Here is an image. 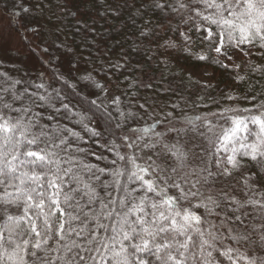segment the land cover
<instances>
[{"label":"snow or ice","instance_id":"6c2138e0","mask_svg":"<svg viewBox=\"0 0 264 264\" xmlns=\"http://www.w3.org/2000/svg\"><path fill=\"white\" fill-rule=\"evenodd\" d=\"M0 4V264H264V0ZM176 51L244 94L165 87Z\"/></svg>","mask_w":264,"mask_h":264},{"label":"trees","instance_id":"16d2710c","mask_svg":"<svg viewBox=\"0 0 264 264\" xmlns=\"http://www.w3.org/2000/svg\"><path fill=\"white\" fill-rule=\"evenodd\" d=\"M3 4H0V7H3ZM103 11V9H102ZM95 14V13H94ZM71 17H68V20H70ZM123 19V18H122ZM155 19V18H154ZM109 24H115L116 31H113L111 35L115 38V41L109 40L108 41V47H104L103 45L100 47L99 51H97V48L93 45L88 47L85 50V55H88V53H91V58L95 61L94 64L89 65V67H95L96 72L94 75L98 80L101 82H105L106 76L105 72H108L109 75H111V71L108 69V63L109 60L115 61L116 58L119 56L121 51L127 50V43H125V34L123 32V25L122 23H118L116 21L111 20V17L109 16L107 20L103 18L98 17V23L96 25L97 29L100 31H105L108 28ZM70 30V28H69ZM134 29L129 28L128 29V41L130 42L131 39L134 38L132 33H134ZM117 32H121L120 35H117ZM74 39L79 44L81 43V38L79 36H75ZM91 39V37H89ZM99 39V37H97ZM119 41L121 44L124 45L123 49L119 46H114L115 42ZM196 50V49H194ZM133 62L135 63L136 60L139 59V57L136 55V53H132ZM254 60L257 62H261L258 57H253ZM169 64L165 68L163 65H161L160 69L156 70V76L159 80L160 78V72L163 71L165 80H164V86L165 87H171L178 93L179 95L184 96L189 101L194 100L197 96H205L204 103H210V101L207 99L209 96L212 98H215L217 100H220L222 97V94L225 90V86L228 85L229 88L237 89L241 95L244 94V91L246 90V87H242L240 85H237L234 81L231 79L230 72L228 70H225L223 68H219L215 65L210 64H203L201 62L193 60L191 57L185 56L183 52L176 51L169 53ZM200 70H208L211 72L210 79L208 80L209 83L213 84L215 87L212 89H204L201 87L200 83H196L195 80H193L191 83L187 80V74L188 72H191L192 77L194 78V73L200 71ZM240 74H244V69L242 68L240 70ZM117 76L120 75V73H116ZM123 77H121V80ZM143 93V90L141 92ZM147 95H152V93H147ZM162 100L171 99L173 101L177 100V96H171L170 94L167 96H162ZM260 99H264L262 97H259L257 99V103H259ZM222 103H224L222 101ZM240 107H252V103L248 101H239ZM191 107V104L189 103V108ZM250 128L254 129V126L250 125Z\"/></svg>","mask_w":264,"mask_h":264},{"label":"rangeland","instance_id":"374dc122","mask_svg":"<svg viewBox=\"0 0 264 264\" xmlns=\"http://www.w3.org/2000/svg\"><path fill=\"white\" fill-rule=\"evenodd\" d=\"M211 76V72L208 70H200L196 73H194V78L193 80H195V82L199 81L201 83L203 82H208V80L210 79Z\"/></svg>","mask_w":264,"mask_h":264}]
</instances>
